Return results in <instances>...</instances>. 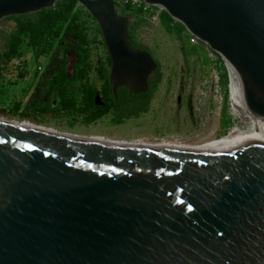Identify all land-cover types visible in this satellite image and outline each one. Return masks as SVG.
<instances>
[{"label": "water", "instance_id": "95a60500", "mask_svg": "<svg viewBox=\"0 0 264 264\" xmlns=\"http://www.w3.org/2000/svg\"><path fill=\"white\" fill-rule=\"evenodd\" d=\"M57 1L0 0V20ZM76 1L100 30L113 94L146 92L157 65L129 44L128 19L113 0ZM135 1L211 55L207 138L123 144L0 125V264H264V0Z\"/></svg>", "mask_w": 264, "mask_h": 264}, {"label": "rangeland", "instance_id": "374dc122", "mask_svg": "<svg viewBox=\"0 0 264 264\" xmlns=\"http://www.w3.org/2000/svg\"><path fill=\"white\" fill-rule=\"evenodd\" d=\"M87 26L89 38L95 37L90 45L91 70L87 83L98 89L97 67L104 60L105 48L99 42L94 23L88 21ZM13 30V21L0 20V52L6 50V39ZM138 32L142 43L152 50L161 72L160 84L147 112L122 121H115L107 114L88 122L73 107L78 84L67 80L64 82L65 107L56 95L47 96L45 90L33 96L50 52L37 56L27 39L22 38L18 55L6 64L0 79V120L47 133L126 144L207 138L205 120L219 83L211 55L191 36L183 33L177 39L167 35L159 20L153 21L149 15L144 16ZM74 62V55L69 53L65 58V74L69 80Z\"/></svg>", "mask_w": 264, "mask_h": 264}, {"label": "trees", "instance_id": "16d2710c", "mask_svg": "<svg viewBox=\"0 0 264 264\" xmlns=\"http://www.w3.org/2000/svg\"><path fill=\"white\" fill-rule=\"evenodd\" d=\"M120 15L129 21L127 33L128 42L136 50L145 51L152 57V50L145 46L138 29L146 15L140 7L127 4L120 6L114 2ZM14 22V30L6 39V50L0 52V79L6 64L18 55V48L22 38L27 39L29 47L42 56L50 52L44 74L36 83L33 96L45 90V94L56 95L62 106L67 105L65 99L64 82H76L73 107L76 112L86 117L88 122H94L107 114H111L115 121H122L136 117L140 113L147 112L161 81L160 65L157 59L153 60L157 65L147 83V91L141 99L129 97L126 87H119L114 95L109 79L110 60L105 50V57L97 67V78L100 86L87 83V77L91 70L90 45L95 42V37L89 38L87 22L95 25L96 35L100 37V44L104 47L100 30L89 13L79 6L76 0H59L52 8L42 9L36 13L18 15L5 18ZM159 26L167 35H174L181 39L185 33L184 27L171 19L164 10H160ZM55 44V45H54ZM54 47V48H53ZM72 53L75 57L71 79L65 74V58ZM154 56V55H153ZM218 69L226 75L223 60L217 55ZM45 88V89H44ZM137 103V105H136ZM128 107V109H126ZM230 122V119L227 121Z\"/></svg>", "mask_w": 264, "mask_h": 264}, {"label": "built area", "instance_id": "2783aa9c", "mask_svg": "<svg viewBox=\"0 0 264 264\" xmlns=\"http://www.w3.org/2000/svg\"><path fill=\"white\" fill-rule=\"evenodd\" d=\"M113 1L116 2L117 4H119L120 6H124V5H127V4L138 6L142 10V12H144L146 15H149V17L153 21L158 19L159 12H157L151 6L142 4V3L138 2V1H135V0H113ZM191 38H193V37H191ZM193 39H195V38H193ZM195 40H197V39H195Z\"/></svg>", "mask_w": 264, "mask_h": 264}, {"label": "bare ground", "instance_id": "6f19581e", "mask_svg": "<svg viewBox=\"0 0 264 264\" xmlns=\"http://www.w3.org/2000/svg\"><path fill=\"white\" fill-rule=\"evenodd\" d=\"M0 125H3V126H11V127H18V128H21V129H25V130H30V131H33L34 133H38V132H40V133H43V131H39V130H35V129H30V128H25V127H21V126H18V125H15V124H12V123H8V122H6V121H3V120H0ZM36 131H38V132H36ZM46 134H48V133H46ZM123 144H126V143H123Z\"/></svg>", "mask_w": 264, "mask_h": 264}, {"label": "flooded vegetation", "instance_id": "af4514ba", "mask_svg": "<svg viewBox=\"0 0 264 264\" xmlns=\"http://www.w3.org/2000/svg\"><path fill=\"white\" fill-rule=\"evenodd\" d=\"M42 76V75H41ZM41 76L38 78V80L41 78ZM122 87H124V86H122ZM129 91V90H128ZM146 92H144V93H141V94H134V93H132V92H130L129 91V97H131L132 98V96L133 97H135V98H139V99H141V96L143 95V94H145ZM136 105H137V103H136ZM126 109H128V107L126 108Z\"/></svg>", "mask_w": 264, "mask_h": 264}]
</instances>
